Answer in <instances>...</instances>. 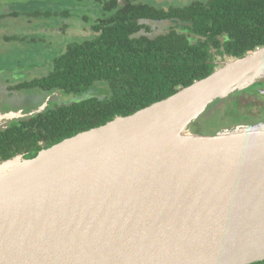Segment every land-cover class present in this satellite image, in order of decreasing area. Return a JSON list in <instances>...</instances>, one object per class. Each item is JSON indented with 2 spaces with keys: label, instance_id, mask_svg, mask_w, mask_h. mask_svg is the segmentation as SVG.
<instances>
[{
  "label": "water",
  "instance_id": "obj_1",
  "mask_svg": "<svg viewBox=\"0 0 264 264\" xmlns=\"http://www.w3.org/2000/svg\"><path fill=\"white\" fill-rule=\"evenodd\" d=\"M263 82L264 47L34 159L0 163V264L264 262V124L190 132L217 100Z\"/></svg>",
  "mask_w": 264,
  "mask_h": 264
},
{
  "label": "trees",
  "instance_id": "obj_2",
  "mask_svg": "<svg viewBox=\"0 0 264 264\" xmlns=\"http://www.w3.org/2000/svg\"><path fill=\"white\" fill-rule=\"evenodd\" d=\"M92 29L93 38L53 60L47 77L15 88L78 99L0 130V163L18 156L34 159L43 149L175 95L229 58L264 47V0H203L169 10L146 0H108ZM98 88L102 95L93 93ZM228 97L213 103L205 117L219 104L237 123H246L238 114V94Z\"/></svg>",
  "mask_w": 264,
  "mask_h": 264
},
{
  "label": "rangeland",
  "instance_id": "obj_3",
  "mask_svg": "<svg viewBox=\"0 0 264 264\" xmlns=\"http://www.w3.org/2000/svg\"><path fill=\"white\" fill-rule=\"evenodd\" d=\"M196 1L203 0H146L161 10L183 8ZM106 2L108 0H0L1 123L9 120L5 123L11 126L15 118L68 106L78 99L76 95L15 88L25 81L47 77L55 58L71 45L93 38L92 26ZM167 25H161V31ZM158 28L155 27V31ZM161 31L158 29L157 33ZM99 92V88L93 91L94 94ZM259 105L260 102H254L251 110L255 111ZM238 127L241 126L227 117V108L218 104L206 117L201 115L190 132L196 134L198 129L233 132Z\"/></svg>",
  "mask_w": 264,
  "mask_h": 264
},
{
  "label": "flooded vegetation",
  "instance_id": "obj_4",
  "mask_svg": "<svg viewBox=\"0 0 264 264\" xmlns=\"http://www.w3.org/2000/svg\"><path fill=\"white\" fill-rule=\"evenodd\" d=\"M233 94H238L237 101L240 103V105L237 108V110L239 111L238 114L241 113L240 117H243V120L242 119L240 120L246 121V123H242V122L237 123L234 117L230 116V114H227V117L232 119L233 123L236 126H252L251 123H253V125H255L256 123L257 124L264 123V82L261 84H255L252 87L244 88ZM254 102H260V105L256 107L255 111H252L251 108L254 105ZM231 109H235V108H231ZM229 112L230 111L228 109L227 113ZM209 132L214 133L213 131H209ZM217 132L219 133V131Z\"/></svg>",
  "mask_w": 264,
  "mask_h": 264
}]
</instances>
